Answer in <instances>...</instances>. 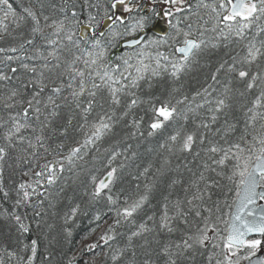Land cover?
<instances>
[{"label":"snow or ice","instance_id":"obj_1","mask_svg":"<svg viewBox=\"0 0 264 264\" xmlns=\"http://www.w3.org/2000/svg\"><path fill=\"white\" fill-rule=\"evenodd\" d=\"M0 264H264V0H0Z\"/></svg>","mask_w":264,"mask_h":264},{"label":"trees","instance_id":"obj_2","mask_svg":"<svg viewBox=\"0 0 264 264\" xmlns=\"http://www.w3.org/2000/svg\"><path fill=\"white\" fill-rule=\"evenodd\" d=\"M77 239H79V237H77Z\"/></svg>","mask_w":264,"mask_h":264}]
</instances>
